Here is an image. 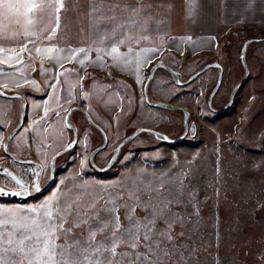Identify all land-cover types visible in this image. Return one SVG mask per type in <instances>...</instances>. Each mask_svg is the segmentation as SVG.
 Returning <instances> with one entry per match:
<instances>
[{
	"label": "snow or ice",
	"instance_id": "snow-or-ice-1",
	"mask_svg": "<svg viewBox=\"0 0 264 264\" xmlns=\"http://www.w3.org/2000/svg\"><path fill=\"white\" fill-rule=\"evenodd\" d=\"M52 7V4L43 0L40 3L37 0H0V41L15 39L21 29L29 34L19 41L22 45L19 53L0 59V65L15 67L9 61L23 64L25 51L30 53L34 48L38 54L65 53L63 60L68 61L77 60L84 54V58L78 60L80 66L84 67L91 46H38L42 40L51 41L59 28L62 22L60 13L65 8L64 0H57L56 27L46 36L32 33V17H43L51 12ZM73 7L77 13L76 19L83 25L80 30L87 29L91 40L99 41L102 45L95 48L97 59L110 58L119 64L121 61L131 63L129 57H134L138 70L145 53H159L158 47L141 46L154 31L151 24L160 19L159 14L153 16L152 9L143 0H86L82 7L73 0ZM193 7L194 4H190L189 10ZM148 17L151 20L146 19ZM10 31L11 37L8 35ZM32 35L36 38L32 39ZM122 47L125 48L124 52H121ZM6 50L16 51L14 47L5 49L0 46V53ZM50 59L59 67L63 66L59 55L51 56ZM143 62L148 63L150 60ZM69 71L65 69L59 75L65 76ZM83 79L79 77L78 89H65L67 80L62 81L53 75L48 82L50 92L45 94L44 105H37L38 108L43 107L44 115L29 128L23 127L22 118L18 131L9 135L7 143L0 135V146L4 153H9L10 143L18 137L36 133L39 135H33V141L44 149L45 141L48 140L44 133L48 132L47 122L53 116L59 117L61 122L53 126L58 129L55 151L48 157L40 152L41 159L54 161L62 155L61 148L71 150L78 145L79 139L72 142L64 140L66 130H72L68 122L69 109L65 104H71L78 96L84 103L88 102L91 92L84 90L79 83ZM136 79L140 83V77ZM22 81L23 85L28 86L37 83L23 76L20 79L9 78L6 83L0 84L5 89L0 91V98L19 99V94L9 97L6 93L9 83L20 88L23 86ZM63 91H67L68 95L62 96ZM100 102L103 103V97ZM61 112L65 115L61 116ZM3 130L4 124L0 123V133ZM86 162L85 155L81 159V166ZM28 163L32 170L26 172V178L19 177L7 167L0 168V177L8 178L17 187V190L11 191L6 186H0V264H200L202 253L207 252V246L203 243L206 221L202 211L208 200L201 203L198 198L200 193L191 186L196 177L189 172L179 176L165 174L167 178L147 183L137 181L119 185L81 183L68 186L60 181L64 187L36 206H5V197L26 199L42 191L47 163L39 166L32 165L30 161ZM213 190L218 201L220 190L215 187ZM213 224L219 226L218 215ZM216 235L219 236L218 231Z\"/></svg>",
	"mask_w": 264,
	"mask_h": 264
},
{
	"label": "rangeland",
	"instance_id": "rangeland-1",
	"mask_svg": "<svg viewBox=\"0 0 264 264\" xmlns=\"http://www.w3.org/2000/svg\"><path fill=\"white\" fill-rule=\"evenodd\" d=\"M70 2L72 9H74L73 0ZM75 3L81 7L85 4L83 0H75ZM73 11L76 14L75 9ZM76 16L68 18L66 15L63 17L60 26L64 28H58L59 31H56L52 40H46L41 48L49 45L63 46L65 41L71 43H69L70 47L91 46L92 50L88 52V59L85 60L84 67L82 68L78 62L79 59L84 58V54H81L77 60L70 62L72 64L71 71L74 74H80L82 69L86 76L92 75L89 79L101 78L116 83L113 84L115 88H119L118 101L123 106L124 112L122 115L114 117L113 121L109 120V117L106 120L108 123L101 124L109 136L108 146L104 150L106 153L111 151L120 141L127 126L144 124L149 120L142 88L144 80L148 76L150 65L146 67L144 76H140V83L136 84L139 89L135 90L134 85L125 82L126 76L123 73H116L115 71V75L112 74L114 73L112 68L114 69L113 66H115L118 69L135 70L137 65L133 64L131 60V63L121 61L116 64L110 58L97 59L95 48L102 47V45L99 44V41L93 42L91 40L87 34V29L85 31L80 30L83 25L76 19ZM235 34H239L237 29L228 37L226 43L221 44L216 56L208 55L191 60L185 55L176 57L170 50L161 49L158 55L151 58L150 63L163 58L164 61H162L174 66L181 73V80H185L209 60L216 59L229 62L231 59L237 62L240 48L245 39L264 37V30L257 33L245 32L244 34L240 32L237 38ZM124 51L125 48L122 47L121 52ZM38 55L41 56L40 59L44 56L51 57L54 55H59L63 59L65 53L53 52ZM148 55L153 54L145 53V56ZM26 56L30 55L27 54ZM32 58L31 60H34ZM248 58H252V60L249 61ZM247 59L251 69L250 78L235 97V104L225 113L216 114L209 111V104L207 107L206 100L211 86L215 84L216 80V76H214L213 81H210L212 72L215 71V69H210L182 88V105L192 109L195 113L194 118L199 120V131L194 137L186 138L185 136L179 143L157 145V143H152L146 139L145 133L138 134L135 139L122 148L115 166L106 172L94 170L90 166L88 158L84 166H81V159L88 155L92 147L101 142L102 135L97 128L87 122L82 113L74 111L73 118L72 116L71 118L75 124L79 121L78 124H80L81 129H78V139L80 143L59 157L58 164H56V182L51 188L52 190L50 189L45 193H34L25 200H7L3 203L10 207L17 205L36 206L38 203H42L45 198L50 197L53 192L64 187L60 181H64L68 186L81 183L119 185L121 183L132 184L137 181L147 183L162 177L167 178L165 174L179 176L181 173L189 172L196 177L191 186L200 193L198 198L201 203L204 204L205 200H208L202 211L206 221L203 228V243L207 246V252L202 253L200 264H264V168L263 175H261L259 168L261 160L264 167V132L263 137H259L261 134L260 126L264 127V114L261 124L258 123L256 127L254 122V120L259 119L257 113H264V41H252L249 44ZM37 61L35 59V62ZM42 61L45 59L43 58ZM106 63L108 72H101L106 68ZM251 63L252 66H250ZM44 65V68L51 69L52 72L53 67L50 64L44 63ZM239 68L240 74H242V65ZM158 72L166 73L167 71L160 67ZM45 73H49V71ZM124 83L134 87L133 90L125 87ZM121 85L125 88H122ZM207 88L208 90L205 92L204 90ZM174 89L175 86L167 87L166 100H170L171 92ZM134 91L136 92L135 95H133ZM116 93L111 92L113 99ZM196 94L203 96L197 97ZM115 103L120 107L116 99ZM85 108L89 111L87 107ZM130 110L136 111L134 112L136 113L134 119H132L133 112H129ZM162 111L167 115L169 113L168 110ZM211 111L213 110L211 109ZM245 114L249 116L246 121L244 120ZM69 132L70 138H72V130ZM89 134L93 136V141H90ZM85 147L87 148L86 152ZM54 150L53 148L49 150L48 156H51ZM15 163L16 161L9 158L7 154L0 158V165L11 170L13 169L11 164L15 165ZM48 179L49 166L47 164L43 182H48ZM0 185L7 188H17L6 177H0ZM213 187L220 190L218 201ZM217 215L220 220L218 227L213 224ZM217 231L219 236L216 235Z\"/></svg>",
	"mask_w": 264,
	"mask_h": 264
},
{
	"label": "crops",
	"instance_id": "crops-1",
	"mask_svg": "<svg viewBox=\"0 0 264 264\" xmlns=\"http://www.w3.org/2000/svg\"><path fill=\"white\" fill-rule=\"evenodd\" d=\"M70 1L72 0H64L65 8L61 10V19H63V17L66 15L68 18L76 16L77 13H74V9H72ZM83 1L86 3V0ZM40 2H42V0H37V3ZM43 2L50 3L53 5V7L51 12L46 13L43 17H32L34 22L32 33H38L40 37L46 36L52 28L56 27L55 5L57 0H43ZM143 2L147 7L152 9L153 16L159 14L160 19H157L151 24V27L154 29V31L150 35L149 40L143 41L141 46L158 47L160 50H170L171 53L175 54L176 57L185 55V57L192 60L208 55L216 56L218 55L217 51L221 44L226 43L228 37H230L235 29L239 31L238 35L235 34L236 38L240 35V32L245 34V32L257 33L258 31L264 30V0H143ZM190 4H194V7L191 11L189 10ZM67 7L68 9H66ZM146 19L151 20V17ZM59 28L64 27L59 26ZM57 31H59V29H57ZM8 35L11 37L12 32L10 31ZM28 35L29 34L25 33L24 30L21 29L16 34L15 39L0 41V46L5 47V49L12 47L16 49L15 52L6 50L4 53H0V59H5L8 56H15L17 53H19V48L22 46L19 41L24 40ZM31 38L35 39L36 37L35 35H32ZM45 41L46 40H42L38 46H44ZM153 41L155 42L154 44ZM69 43V41H65L63 46L59 47L69 48L71 44ZM31 47L32 45L29 44V48ZM27 54H29L31 58L33 57L32 59L34 60L29 59L30 56H26ZM23 55V64H16L15 61H9V63L15 64V67L10 68L7 64L0 65V84L6 83L9 78L20 79L22 76L29 79H34L37 82L35 86H28L23 85L22 81L23 86L20 88H16L11 83L8 84L9 90L7 92H20L27 99L26 118L25 122L23 123V127L29 128L33 122L40 120V118L44 115L43 107L38 108L37 105H44L46 98L45 94L50 92L48 88V82L53 75L58 76L62 81L67 80V84L64 85L65 89H78L79 77L82 76L85 78L86 75L82 69L80 74H74L73 71H71V61L68 60L62 59V67H59L55 61L50 59L48 56V58L44 56L43 58L45 61H42L43 58L40 59L41 56L37 54L34 48L30 53L27 52ZM156 55L158 54L151 56H145L144 54L143 57H141V63L138 66V70L137 68H135V70H124L125 68L118 69L113 66L114 69L112 68V70L114 73L112 74L115 75V71L116 73H123L126 76L125 82H130L129 85H134L136 87L135 90L139 89V86L137 87L136 85L139 84L137 83L136 78L137 76H144L146 67L150 63H142V60H151V58L155 57ZM35 59L38 60L39 63L38 61L35 62ZM248 59L249 61L252 60V58ZM129 60L133 61V64H136L134 57H129ZM44 63L50 64L53 67L52 72L51 69L49 70L48 68H44ZM41 65H43V67H41ZM105 66L106 68H104L103 71L101 70V72H108L107 63ZM250 66H252V63ZM33 67L35 68V71H33ZM44 69H48L49 73H45ZM65 69L70 71L65 76H60L59 74L64 72ZM83 80L79 83L82 84ZM113 83L115 82H109L107 80H102L101 78H91L90 87H83L84 90L91 92L88 102L84 103L78 96L71 104H65V107L69 109L74 104H81L89 109L94 119L100 124L108 123L106 120H108L109 117V120L113 121L114 117L117 115H122L124 112L122 109L123 106L119 104V96L117 95L118 92L116 93V88L114 87ZM109 85L111 86L110 88L108 87ZM123 85L130 90L134 88L130 87L126 83ZM121 87L125 88L122 85ZM1 88L5 90L3 87ZM111 92L116 93L114 99L113 95H111ZM135 94L136 92L134 91L133 95ZM61 95L67 96L68 92L63 91ZM101 97H103V103L100 102ZM115 99L120 107L115 105ZM51 103L52 101L49 99V104ZM21 109L22 100L20 98L12 100L0 98V123L4 124V130L2 133H0V135L3 136L4 140L18 124L20 120ZM129 112L132 111L130 110ZM263 114V112L257 113L259 119L254 120L256 127L258 123H262ZM63 115H65V113L61 112V116ZM247 117L249 116L246 115L244 119L245 121L247 120ZM60 123L59 117L53 116L48 120V132L44 133V135L48 137V140L45 141L44 149H41L40 145L34 143L33 141V135L38 136L39 133L29 134L27 137H18L17 140H14L10 143V149L22 157H34L42 163L46 162L48 164L50 160H42L39 153L44 152L45 157H48L49 150L52 148L53 150L55 149V142L58 140V129H55L53 126ZM78 123L79 121L76 122V124L80 130L81 127ZM260 128L261 134L259 137L262 138L264 127L260 126ZM71 139L72 138H70L69 130H66L64 140L69 142ZM17 145H20V147L18 148ZM49 145L51 146L49 147ZM4 155L6 154H4L3 147L0 146V158H3ZM58 159L56 164H58ZM259 168L261 175H263L264 167L262 160L260 161ZM45 183H47V181L43 182L42 185L44 186ZM6 201V199H3V202Z\"/></svg>",
	"mask_w": 264,
	"mask_h": 264
},
{
	"label": "flooded vegetation",
	"instance_id": "flooded-vegetation-1",
	"mask_svg": "<svg viewBox=\"0 0 264 264\" xmlns=\"http://www.w3.org/2000/svg\"><path fill=\"white\" fill-rule=\"evenodd\" d=\"M243 43H242V46L240 48V54H239V58H237V62L232 61L231 59H229V62H224L222 60H219V62L221 63V65L223 67L224 75H223V81H222L221 87L217 91V93L214 95L213 100H212L213 106L217 109L223 108L228 103V101L230 100V95H231L233 87L245 75V69H244V66H243L242 61H241V51H242ZM230 49H232V48L230 47ZM162 60H163V58H160L157 61H153L152 63H149L150 66H149L148 75L151 73V69H152L153 65L156 64L157 62L161 63L164 61V60L163 61ZM215 60L216 59H212L211 61L209 60L207 63L215 61ZM240 65H242V68H243L242 74H240V68H239ZM157 69L158 70L155 71L154 77L152 78V81L150 82L149 87H148V93L150 95L149 100L146 98V95L144 92V84H143V88H142V93L144 96V103L146 106V113H147V117L149 120H147L144 124H136V125L132 124V125L127 126V129L124 131L123 137L120 139V141L114 146V148L111 149V151H108L105 153L104 150L107 148L108 143H109V136H108L107 146L104 149L97 152L94 156L95 162L100 167L105 166L110 161L116 146L126 136L132 134L138 126L149 127V128L154 129L160 133H164L171 138H177V137L181 136L183 134V132L185 131V114L181 109H168V108H164L162 106H157V105L153 104V101H155V100H165V101H169L175 105H179V104L182 105V98H183V93H182L183 86L178 84L177 82H175L172 75L167 70H166L167 71L166 73H161V72H158L160 69V66ZM210 69H215V71L212 72V77H210V79H211L210 81H213L214 76H216V80H215V84H213L211 86V89L209 91V94H208V97L206 100L207 107H208V101H209L210 93L213 90V88L215 87L217 80H218V77H219V74H220V67H216V65H214V66H211L208 70H210ZM250 73H251V70H250ZM90 76H92V75H90ZM90 76L88 75L84 78L83 83H82L83 87H86V88L90 87V82H91V79H89ZM145 80H144V82H145ZM210 81H208V82H210ZM168 86L170 88L172 86H175L174 91L171 92L170 100L165 99V94H166ZM207 90H208V88L205 89L204 91L207 92ZM116 91L119 92V88H116ZM239 91L237 92V95H238ZM204 94H206V93H204ZM196 96L200 97L203 95L202 94H196ZM235 101H236V98L234 100V104H235ZM208 109L210 112L218 114L217 112L211 111V109L209 107H208ZM136 110H137V108H136ZM162 110H168L169 111L168 115L165 112H163ZM78 112L82 113V115L84 116V118L87 120V122L90 125H92L93 127L97 128L100 131V129L97 126H95L89 122V120L87 119L86 115L83 112H81L79 110H78ZM132 112H133V110H132ZM134 112H136V111H134ZM134 112L132 113V119H134V117L136 116L135 115L136 113H134ZM89 113L91 114L90 111H89ZM219 114H223V113H219ZM194 115H195V113L192 111V109H189V119H188V125L189 126H188V134L187 135H189V130L192 128L193 125L196 128V133H198V131H199L198 130L199 129V127H198L199 120H198V118L197 119L194 118ZM91 116H92V114H91ZM92 118L94 119L93 116H92ZM96 122L99 123L98 121H96ZM78 129H79V127H78ZM100 133L102 135L101 142L98 143L96 146L92 147L90 149V151L88 152V155H87L88 162L93 169H94V167L92 166V164L90 162V154H91L93 149H95L96 147H99L103 144L104 136H103L101 131H100ZM141 133H145L147 135L146 139H148L152 143H157V145L158 144H173V143L165 141L164 137L162 135L157 136L156 134H154L151 131H148V132L144 131ZM72 137H73V135H72ZM136 137H134L133 139H135ZM186 138H190V137L186 136ZM89 139H90V141H93V136L91 134H89ZM133 139H131V140H133ZM131 140H129L128 142H130ZM127 143L125 145H127ZM177 143H179V142H177ZM122 148L120 149L117 160L120 156ZM13 152H15V151H13ZM17 155L19 157H21L22 159L34 158V157H28V156L22 157L18 153H17ZM117 160H116V162H117ZM16 163L23 164V163H20L17 161H16ZM33 165H35V164H33ZM35 166H37V165H35ZM48 166H49V163H48ZM97 172H99V171H97Z\"/></svg>",
	"mask_w": 264,
	"mask_h": 264
},
{
	"label": "water",
	"instance_id": "water-1",
	"mask_svg": "<svg viewBox=\"0 0 264 264\" xmlns=\"http://www.w3.org/2000/svg\"><path fill=\"white\" fill-rule=\"evenodd\" d=\"M252 41H264V37H249L248 39L245 40V42L243 43V47H242V51H241V61H242V64L244 66V69H245V75L237 82V84L233 87L232 89V92H231V95H230V100L228 101V103L221 109H217L213 106L212 104V100H213V97L214 95L217 93V91L220 89L221 87V84L223 81V75H224V70H223V67L221 65V63L218 61V60H215V61H212V62H209V63H206L205 65H203L202 67H200L199 69H197L194 73H192L187 79L185 80H181V77H180V72L172 65L168 64V63H165V62H157L156 64L153 65L152 69H151V73L147 76L145 82H144V92H145V95H146V98L149 100V93H148V87H149V84L151 81L149 80V77H154V73L156 71V69L160 66V67H163L164 69H166L173 77L174 81L177 82L178 84L182 85V86H186L190 83H192L193 81H195L201 74H203L204 72H206L211 66H214V65H219L220 67V74H219V77H218V80H217V83L215 85V87L213 88L212 92L210 93V97H209V101H208V104H209V107L217 112V113H225L230 107H232L234 105V100H235V97L237 96V92L242 88L244 87V85L246 84V82L249 80L250 78V67H249V64H248V59H247V49H248V46L249 44L252 42ZM0 91H5L3 90L1 87H0ZM7 96L9 97H12V96H16L17 94L20 95V99L22 100V109H21V114H20V120H19V123L18 125L7 135L6 139L4 140L5 143L8 142V137L9 135L13 134L14 132L18 131V126L20 125V122L23 118V123L25 122V118H26V110H27V99L26 97L20 93V92H7L6 93ZM153 104L154 105H157V106H162L164 108H168V109H181L184 114H185V131L183 132V134L177 138H171L169 136H167L166 134L164 133H160L154 129H151L149 127H146V126H138L134 132L128 136H126L115 148L114 150V153L110 159V161L103 167H100L94 160V156L97 152H99L100 150L104 149L106 146H107V143H108V135L105 131V129L99 124L97 123L91 116V114L89 113V111L85 108L84 105H81V104H74L72 105L70 108H69V112H68V122L72 125V131H73V137L71 139L70 142L72 141H75L76 139H78L79 135H78V127L76 126V124L73 122L71 116L73 114L74 111H72V109H79V111L83 112L87 119L89 120L90 123H92L93 125L97 126L100 131L102 132L103 136H104V141H103V144L99 147H96L95 149L92 150L91 154H90V162L92 164V166L94 167V169H96L97 171L99 172H105L109 169H111L115 163H116V160H117V157L119 155V152H120V149L131 139H133L134 137H136L138 134H140L141 132H148V131H151L153 132L154 134H156L157 136H160L162 135L164 137V140L167 141V142H170V143H177V142H180L182 141L185 136H187L188 134V119H189V109L184 106V105H175L169 101H165V100H155L153 101ZM189 137H194L196 135V128L195 126L193 125L192 128L189 130ZM69 150H66V148H61L60 149V152L62 154H64L65 152H67ZM8 157H14L12 159H14L15 161L17 162H20V163H28L29 161L31 162V164H35L37 166L41 165L42 162L39 161L38 159H35V158H25V159H22L21 157H19L17 155V153L9 150V153L7 154ZM61 155L57 156L56 159L54 161H51L49 162V179H48V182L42 186L41 184V188H42V191L43 193L49 191L54 185H55V182H56V162H57V159L60 157ZM6 166H3V165H0V168H4ZM8 168V167H7ZM10 171H13L11 170L10 168H8ZM14 172V171H13ZM14 174H16L14 172ZM1 186V185H0ZM8 190H11V191H14V190H17V189H8ZM29 197H27L26 199H28ZM3 199H6L8 201H17V200H25V199H21V198H18V197H5Z\"/></svg>",
	"mask_w": 264,
	"mask_h": 264
},
{
	"label": "built area",
	"instance_id": "built-area-1",
	"mask_svg": "<svg viewBox=\"0 0 264 264\" xmlns=\"http://www.w3.org/2000/svg\"><path fill=\"white\" fill-rule=\"evenodd\" d=\"M11 166L13 168L12 170L16 174H18V176L21 177V178H26V175H25L26 172L32 170L29 164H18V163H15V165L11 164ZM8 189H14V188H8Z\"/></svg>",
	"mask_w": 264,
	"mask_h": 264
}]
</instances>
